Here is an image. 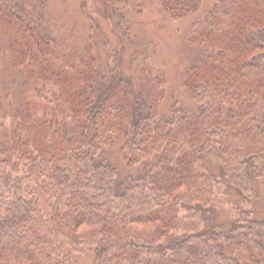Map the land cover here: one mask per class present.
Returning <instances> with one entry per match:
<instances>
[{"label": "trees", "instance_id": "trees-1", "mask_svg": "<svg viewBox=\"0 0 264 264\" xmlns=\"http://www.w3.org/2000/svg\"><path fill=\"white\" fill-rule=\"evenodd\" d=\"M93 5L67 56L48 0H0V264H264V0H212L171 92L142 4Z\"/></svg>", "mask_w": 264, "mask_h": 264}, {"label": "rangeland", "instance_id": "rangeland-1", "mask_svg": "<svg viewBox=\"0 0 264 264\" xmlns=\"http://www.w3.org/2000/svg\"><path fill=\"white\" fill-rule=\"evenodd\" d=\"M130 2L132 8L137 7L138 3L142 4L140 6L141 12L135 13L133 11L130 16L134 21L137 36L142 39L147 35L154 41L156 51L152 47L149 49L153 56L157 52L158 66L166 72L168 87L171 92L179 87L181 67L179 60L183 58L182 55L180 56L182 47H187L186 40L195 18L210 7L212 0H205L206 4L202 6L199 12L183 19H172L164 14L158 0H130ZM88 4L93 7L95 0H88ZM48 5L52 18L50 32L57 39L60 50L67 56L74 53V51L83 53L91 29L89 19L81 8V0H48ZM114 40L112 39V41ZM0 46H2V43H0ZM112 47L110 46V49ZM0 56L7 58V53L5 56L2 54ZM4 59L3 62L0 60V80L2 76L6 75L8 77L6 67L3 64ZM36 99H39V97H36ZM80 263L90 264V261L88 258L83 257Z\"/></svg>", "mask_w": 264, "mask_h": 264}]
</instances>
